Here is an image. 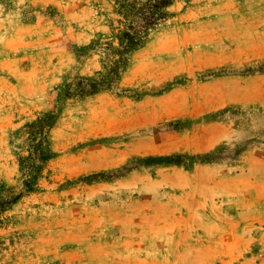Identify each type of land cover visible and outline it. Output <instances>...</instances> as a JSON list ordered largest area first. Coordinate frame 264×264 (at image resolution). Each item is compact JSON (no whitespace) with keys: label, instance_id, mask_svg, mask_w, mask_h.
<instances>
[{"label":"rangeland","instance_id":"obj_1","mask_svg":"<svg viewBox=\"0 0 264 264\" xmlns=\"http://www.w3.org/2000/svg\"><path fill=\"white\" fill-rule=\"evenodd\" d=\"M167 12L115 88L56 103L99 70L80 49L110 39L114 1L0 0V187L19 130L60 109L0 264H264V0Z\"/></svg>","mask_w":264,"mask_h":264},{"label":"trees","instance_id":"obj_2","mask_svg":"<svg viewBox=\"0 0 264 264\" xmlns=\"http://www.w3.org/2000/svg\"><path fill=\"white\" fill-rule=\"evenodd\" d=\"M120 17L108 40H93L80 50L96 52L100 68L92 76L75 78L58 91L56 103L71 98H86L115 88L130 66L132 56L147 42L152 31L168 18L167 8L174 0H113ZM60 109L45 113L25 124L19 133L24 137V154L18 156L19 189L0 187V225L5 214L24 194L35 191L48 161L54 157L48 134Z\"/></svg>","mask_w":264,"mask_h":264},{"label":"crops","instance_id":"obj_3","mask_svg":"<svg viewBox=\"0 0 264 264\" xmlns=\"http://www.w3.org/2000/svg\"><path fill=\"white\" fill-rule=\"evenodd\" d=\"M252 77H253V76H252ZM254 78H255L256 80H259V81H260V80L264 79V76H261V75H260V77H258V76H255V75H254ZM261 88H262V87H261ZM263 90H264V89H263Z\"/></svg>","mask_w":264,"mask_h":264}]
</instances>
